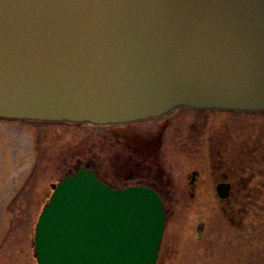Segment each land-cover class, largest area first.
<instances>
[{
  "label": "water",
  "instance_id": "95a60500",
  "mask_svg": "<svg viewBox=\"0 0 264 264\" xmlns=\"http://www.w3.org/2000/svg\"><path fill=\"white\" fill-rule=\"evenodd\" d=\"M179 107L264 111V0H0V118L117 126ZM51 187L37 264H155V190L84 167Z\"/></svg>",
  "mask_w": 264,
  "mask_h": 264
},
{
  "label": "rangeland",
  "instance_id": "374dc122",
  "mask_svg": "<svg viewBox=\"0 0 264 264\" xmlns=\"http://www.w3.org/2000/svg\"><path fill=\"white\" fill-rule=\"evenodd\" d=\"M22 127L34 136L35 154L15 198L4 205L0 195V264H37L34 230L50 184L81 166L121 186L134 183L124 175L131 171L146 183L159 176L164 229L157 264H264V111L178 108L117 126ZM219 173L236 184L227 200L214 190ZM12 186L4 184V197Z\"/></svg>",
  "mask_w": 264,
  "mask_h": 264
},
{
  "label": "flooded vegetation",
  "instance_id": "af4514ba",
  "mask_svg": "<svg viewBox=\"0 0 264 264\" xmlns=\"http://www.w3.org/2000/svg\"><path fill=\"white\" fill-rule=\"evenodd\" d=\"M25 123H41V122H34V121H23V120H10V119H2L0 118V195L1 201H5L7 205L9 204L10 199L16 196V186L24 185L27 183V180L30 175V167L33 164V135H31L30 131H26L22 124ZM5 123V124H3ZM6 124H9L6 125ZM6 125L7 127H4ZM151 131V130H150ZM152 132V131H151ZM30 133V134H29ZM10 150H9V149ZM9 158V159H7ZM11 163V164H10ZM7 164V165H6ZM10 164V165H8ZM95 175L105 184L113 187V188H122L127 186H147L154 189L157 193L159 190H163L164 187L162 183L159 181V176H155V180L152 183H146L143 181L142 176H139L137 172H129L124 174L127 179L134 178V183L127 184L125 186L116 185L114 183L115 180H108L106 178H101L96 170H93ZM70 175V174H69ZM66 176V175H64ZM197 176V172L193 171L189 176V185L194 186L195 179ZM217 181L214 184V190L217 194V186L219 184H228L229 185V193H233L234 189H236V184L230 181L228 175L226 173H219ZM140 180V181H138ZM7 183H14V187H11V191L6 194L4 197V184ZM19 185V186H20ZM51 186V184H50ZM7 189V188H6ZM245 189V188H243ZM47 195L48 193L45 192ZM29 206L32 205L31 203L28 204ZM2 207V205H1ZM199 230H202V227H199ZM159 254L157 257L158 263Z\"/></svg>",
  "mask_w": 264,
  "mask_h": 264
}]
</instances>
